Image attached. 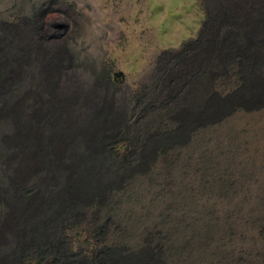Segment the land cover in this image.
Instances as JSON below:
<instances>
[{
    "label": "rangeland",
    "instance_id": "374dc122",
    "mask_svg": "<svg viewBox=\"0 0 264 264\" xmlns=\"http://www.w3.org/2000/svg\"><path fill=\"white\" fill-rule=\"evenodd\" d=\"M230 1L238 0H0V109L38 108L47 81L59 94L63 88L112 108L122 124L94 160L90 180H103L101 187L90 182L76 201L64 188V166L50 179L49 154L18 168L29 185L15 188L16 160L5 162L12 149L1 142L15 125L0 113V222L12 192L44 223L42 233L26 223L23 231L16 223L2 230L0 264H118L131 256L151 261L152 253L156 264H264V105L208 118L185 141L140 162L143 143L174 130L172 110L190 98V72L184 65L173 79L174 65L205 28L228 29ZM241 61L214 76L220 96L240 85ZM251 62L264 90V56ZM80 101L74 107L84 124L96 111ZM79 143L69 151L81 153ZM59 192L67 196L60 203L44 199Z\"/></svg>",
    "mask_w": 264,
    "mask_h": 264
},
{
    "label": "trees",
    "instance_id": "16d2710c",
    "mask_svg": "<svg viewBox=\"0 0 264 264\" xmlns=\"http://www.w3.org/2000/svg\"><path fill=\"white\" fill-rule=\"evenodd\" d=\"M256 2L258 1L238 0L223 5L227 18L231 19L227 22L228 24L226 23L228 29L223 31V28L220 30L219 26L216 29L213 26L205 28L202 37L189 46L187 55L180 57L176 62L173 67L175 77L173 79H177V73L175 72L184 69V65L185 70L190 72V78L187 79L185 84L190 88L188 95L191 100L189 102V99L185 98L186 101L182 100L183 103L172 110V116L177 122L174 130H169L164 134H154L148 141L150 144L143 143V147L147 148V154L142 153L140 155L141 163H150L155 158L154 155L157 154L158 150L160 152L166 151L173 143L188 139L192 130L200 123L207 121L208 118H215L217 115L222 116L232 111L233 108L236 109L241 106L247 109H257L264 105V90L261 79L254 78L251 75L252 71L248 68L252 60L257 59L259 55L264 56L261 54L264 53V25L260 26L263 18L259 15L264 10L260 5L256 6ZM244 7H248L257 16L250 19L245 13L243 14ZM220 56L223 58L219 59ZM237 58H241V67H243L240 85L237 88L233 87L227 93L224 92L225 94L221 93L222 96H220L215 89L214 76L218 73H226L231 61H235ZM178 64L179 67H177ZM192 71L195 73L192 74ZM2 75L0 73V79ZM43 85L44 97L39 100L38 108L34 107L28 110L18 102V105L6 106L0 109L2 116L14 121L15 125L14 131L10 135L5 134L3 138L1 137V142H4L3 144L7 148L12 149L10 154L6 156L5 162H10L11 159L16 160L14 164L10 165L11 167L14 166L17 172V174H13L15 177H12L11 180L16 181L15 188H26L23 184H27L29 178L27 179V175L25 179L24 177H18V168L24 169L28 167V165L26 166L27 162L35 159L41 160L49 154L51 166H56L55 169L50 168V179L53 180L54 174L59 173L62 166H64L67 170L64 174L66 178L64 188L68 192L77 193L74 200L84 199L85 196L87 197L86 192H88L89 187L92 186L90 182L95 185L90 177H92V172H97L94 169V160L97 153L101 152L102 143L105 142L104 138L112 137L117 128H122V124L118 122L120 117L116 115L115 110L112 108L97 109L98 106H95V101H92L93 98L81 97L63 88L61 94H59L55 90L56 84L54 82L49 84L44 81ZM195 85H199L197 92L194 91ZM8 87L6 85V88ZM2 88V82H0V89L2 90ZM80 99V105L85 106L91 103L90 105L96 111H89V117L84 124L78 121L80 110L78 111L74 107ZM176 102L178 103V101ZM30 129L32 130L30 131ZM121 132L118 131L117 134ZM76 142H80L79 144L84 147V150L81 153L74 154L72 150H69L70 148L74 149V143ZM124 142L125 144L119 145V149L129 143L127 139H124ZM111 143L110 140V146L113 148L118 147L117 144L112 143L111 145ZM66 159L69 161L67 162ZM103 170L106 172V169ZM99 180H97V186L101 187L100 183L103 180ZM23 191L26 190L22 189ZM26 193L27 191L24 195ZM7 194L9 195L3 198L7 213L3 219L5 223L0 222V236L2 230L8 229L15 223L17 224L15 227H19L22 231L24 230L23 225L26 223L34 231L42 233L44 223L41 222L39 216L28 212L27 209L20 208L18 200L14 198V193ZM65 196L64 193L59 192L57 197L53 195L50 198L48 196V199H44L50 201L53 198V200L60 203ZM34 198L37 199L35 196ZM55 201L51 202L56 203ZM154 254L152 253L150 256L151 261L144 258V256H131L123 260L115 259L114 261L118 264L122 262L123 264H156ZM152 259L154 260L152 261Z\"/></svg>",
    "mask_w": 264,
    "mask_h": 264
}]
</instances>
